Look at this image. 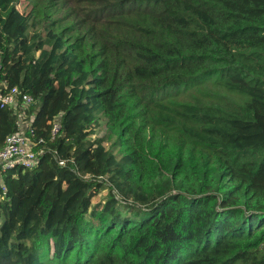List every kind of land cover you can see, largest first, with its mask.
<instances>
[{
  "label": "trees",
  "instance_id": "trees-1",
  "mask_svg": "<svg viewBox=\"0 0 264 264\" xmlns=\"http://www.w3.org/2000/svg\"><path fill=\"white\" fill-rule=\"evenodd\" d=\"M0 84V264H264V0H0Z\"/></svg>",
  "mask_w": 264,
  "mask_h": 264
},
{
  "label": "built area",
  "instance_id": "built-area-1",
  "mask_svg": "<svg viewBox=\"0 0 264 264\" xmlns=\"http://www.w3.org/2000/svg\"><path fill=\"white\" fill-rule=\"evenodd\" d=\"M33 103V98L17 87L6 91L0 89V109L6 108L16 113L19 125L16 132L5 137L0 147V194L6 191L1 178L2 173L18 167L31 170L38 164L42 153L41 146L45 144V140L36 138L35 130L31 127L33 119L26 120V111ZM50 124V140L52 141L61 130V114L56 116ZM87 178L89 176L84 177V179Z\"/></svg>",
  "mask_w": 264,
  "mask_h": 264
},
{
  "label": "rangeland",
  "instance_id": "rangeland-1",
  "mask_svg": "<svg viewBox=\"0 0 264 264\" xmlns=\"http://www.w3.org/2000/svg\"><path fill=\"white\" fill-rule=\"evenodd\" d=\"M25 5L26 4L22 2V4L18 6V9L20 11H23L24 9H26ZM103 125H104V123H103V121H101V127H100V130L97 132V136H102L106 132L105 127ZM110 189L111 188L109 186H106V188L100 193L99 199L101 201H105L108 198ZM112 192H114V191H112Z\"/></svg>",
  "mask_w": 264,
  "mask_h": 264
},
{
  "label": "crops",
  "instance_id": "crops-1",
  "mask_svg": "<svg viewBox=\"0 0 264 264\" xmlns=\"http://www.w3.org/2000/svg\"><path fill=\"white\" fill-rule=\"evenodd\" d=\"M4 87H5V84H0V89Z\"/></svg>",
  "mask_w": 264,
  "mask_h": 264
}]
</instances>
